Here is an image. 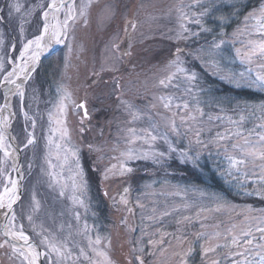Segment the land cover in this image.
Wrapping results in <instances>:
<instances>
[{"label":"snow or ice","instance_id":"6c2138e0","mask_svg":"<svg viewBox=\"0 0 264 264\" xmlns=\"http://www.w3.org/2000/svg\"><path fill=\"white\" fill-rule=\"evenodd\" d=\"M92 5L93 0H84L79 6H77L76 0H71L70 3L68 0H50L47 4L41 2L25 9L23 4L17 0H12V3L7 5V12L0 9V25H7L15 19L21 37L24 36V25L30 23L29 17L36 16L38 13V18L41 21L38 26L39 34L34 35L31 39L25 38L19 49H17L15 40L7 39L5 32L0 29V88L3 89V103L0 104V249L5 250V254L12 261V264H42V261L43 264H65L66 261L79 260L80 257L89 261V264H95L85 248L72 240L71 232L66 238H57L43 224L37 223L36 217L40 213L42 205L34 190L28 203L26 205L21 203L23 199V171L22 165L18 163L19 153L23 151V148L36 144V118L34 115H30L24 107L28 82L37 70L41 55L50 52L54 45L65 44L68 55L71 54L70 33L74 30L76 22L80 20H83L85 26L87 25L89 9ZM185 8L188 10L186 11ZM242 8L246 9V6L241 3V0H193L190 5L181 6L180 23L175 36L172 37L176 42V47L171 53L167 65L169 72L158 81V84L165 89L182 90L183 96L179 100L173 95H161L153 98L161 101L163 108L171 112V115L164 118L166 120L164 124L154 120L151 115H147V127H142L139 130L134 126L129 127L127 132L130 135L125 138L128 147L121 153L122 162L119 165L112 164L99 168L103 181L132 173L133 168L129 166L128 162L136 160H151L153 164L164 167L169 160L176 159L182 165L201 169L202 149L208 150L209 157L213 155L212 149H215V154L223 155L227 161L226 167L217 170L225 182L231 184L235 181L243 195L257 197L264 201V163L260 165L259 179L254 182L251 190L247 187L249 174L242 171L249 163L255 165L257 160L264 162V123L258 125L262 131L257 133L259 137L257 143H253L240 131V126L245 121L244 114H240L238 119H233L231 116L208 115V121H227L235 126V130L217 131L207 140L201 138V133L204 131L202 127L196 125L194 128L189 123L190 121L196 122L198 118L205 115L201 104L218 107L222 112L225 105L233 104L232 101L226 99L216 100L213 104L201 99V93L205 89L200 85L198 73L190 67L191 61H199L201 64L207 65L211 69V75L218 76L219 79L233 84L236 88L243 87L264 92V3L251 10L242 11ZM22 9H24L23 12ZM104 11L110 16L115 15L112 5L106 6ZM21 13L22 18L15 15ZM61 13L63 14L62 19ZM233 14L242 17V26L237 27L229 34L224 29L232 22ZM210 22L216 24L215 29L210 26ZM128 24L131 30H135V23L129 21ZM191 25H194L195 28L190 27ZM128 31L129 28L126 27L125 32ZM202 34H210L212 39L198 47H190L188 42L196 43ZM252 36H257L259 39H251ZM239 37L249 38L239 39ZM238 40L241 47H235ZM228 44L233 45L234 55L229 54ZM114 49L119 51V45H115ZM131 54V45H129L123 55L130 56ZM237 60L246 65L244 71L228 69V65ZM65 61H67V56ZM254 64L255 68L252 67ZM104 71H118V69H105L102 65L98 71L94 70L91 73L93 79L90 86L100 83L101 73ZM104 83L107 84L108 81H104ZM111 87L119 105L130 117L128 120L130 125L145 118L146 114L133 102L122 98L123 92L118 78L113 77ZM58 92L61 96L57 112L62 118L56 120L60 127L49 129L52 134L47 137V153L44 158L47 168H42L41 171L46 177L48 187L55 193V199H67L69 201V211L80 225L77 234L86 236L88 247L97 256H103L104 264H113L107 252L100 251L96 247L100 245L101 237L96 235L93 239L89 235L90 226L87 221L81 223V211L79 209H84L86 214L89 208V203L86 202L88 179L79 156L81 149L68 147L66 143L70 141V134L66 126L68 105L65 100L70 99V93L64 91L63 88H58ZM13 97L19 99V111L23 116L25 125L27 126L30 122V130L27 127L25 129L27 135L22 141L23 148L15 143L16 137L9 131L16 116V111L11 105ZM183 97H191V101L195 105L194 111L190 110L188 100ZM74 107L83 109L84 115L87 117L86 102L76 104ZM151 107H155V104H151ZM173 109L175 111H172ZM233 110L240 113L251 110L252 114L258 111L261 113V118L264 119V103L248 105L247 103L235 102ZM181 113L184 114L181 115ZM177 115H180L181 124L186 126L184 135L193 133L187 144L180 141L182 134L180 126L176 123ZM52 119L53 115L49 113V121L51 122ZM83 131L84 129L81 128V132ZM54 134H58V139H54ZM233 137L236 138L235 142L224 143L232 140ZM240 138H243L242 144ZM137 141L143 142L147 148L131 147ZM157 141H161L165 146L163 150L155 146ZM87 147L90 151H101L92 144H88ZM235 152H238L239 155H235ZM53 155L56 162L53 161ZM70 160L72 161L71 164L69 163ZM102 160L103 157H98V161ZM31 167L30 164L29 168ZM13 173L16 175L13 176ZM146 187L151 188L152 185L148 184ZM175 187L178 190L173 195L181 196L182 199H186L188 192L197 193L201 197L207 195L215 205L214 208L208 209L201 207L195 217L182 216L176 221L177 224H182L185 221L191 222L194 218L200 219V214L205 211L220 212L222 209L239 207L231 204L218 193H206L198 187L191 189ZM129 192L130 188L125 187L118 197L112 198V201L114 205H123L125 210L131 214L133 208L128 198ZM104 195L107 196L108 193L105 191ZM136 204L141 208L144 207L138 200ZM191 206L189 203L182 205L185 209ZM173 211H179V208H173L171 211L165 209L159 214H155L156 208H153L154 215L148 216L147 220L159 224L164 217L171 216ZM241 211L246 227L241 229L239 234L233 229H229L226 234L220 232L193 234L196 240H203L204 243L200 247L204 256L216 253L218 249H227L228 264H264V243H254L256 240L255 233H260V240H264V208H253L248 205L243 207ZM254 212L258 215L253 216L252 213ZM141 220L142 223L137 226L139 238L133 244L132 256L128 264H146L145 256L155 254L148 250L149 246L152 249H159L161 252L167 251V248L162 247L166 236L172 235L178 246L181 247L186 242V237L167 233L161 227H156L154 232L149 233L143 224V216ZM25 222L30 231L26 230ZM122 223L127 226V217L122 220ZM152 226V224L148 225V227ZM201 227H206V225L201 224ZM128 230L137 231V228L129 227ZM60 231H63V225H61ZM178 231L182 230L178 229ZM33 234L39 239H34ZM145 236H148L147 240H144ZM221 238L225 241L223 244L211 243V241H218ZM110 244L111 241L108 239L107 246L110 247ZM72 246L78 248V255H73ZM192 251V245L189 244L186 251L175 252L174 255L179 257L178 264H189L187 257ZM211 264H223V262L220 259H214Z\"/></svg>","mask_w":264,"mask_h":264},{"label":"rangeland","instance_id":"374dc122","mask_svg":"<svg viewBox=\"0 0 264 264\" xmlns=\"http://www.w3.org/2000/svg\"><path fill=\"white\" fill-rule=\"evenodd\" d=\"M17 2L23 4L26 9L41 2L47 4L50 0H17ZM83 2L84 0H76L77 6ZM10 3H12V0H0V9H4L7 12V5ZM192 3L193 0H93V5L89 9L87 25L85 26L83 20H80L76 22L74 30L70 33L71 54L68 55V49L65 44L58 45L50 55L42 59L38 70L28 82L24 107L30 115L35 116L37 123L35 129L36 144L28 148H23L22 141L27 135L26 127L30 130V122L27 126L25 125L23 116L19 111L18 97H13L12 99V108L16 111L12 135L16 137L18 146L23 148L21 152L23 166V199L21 203L26 205L34 190L42 205L41 211L36 217L37 223L43 224L57 238H66L68 233L71 232L72 240H75L80 246L85 248V251L89 253L95 264H104L103 256H97L95 252L91 251L88 247L86 236L77 234V229L80 225L73 218L71 211H69V201L67 199H55V193L48 187L46 177L41 171L42 168H47L44 158L47 153V137L52 134L49 129L60 127V125H57L56 120L62 118L57 112L61 96L58 88H63L64 91L70 93V99L65 100L68 105L66 126L70 134V141L66 143L68 147H79L81 149L79 156L88 179L86 202L89 203V208L86 214L84 209H79L81 211V223L85 220L87 221L90 226L89 235L93 239L96 235L101 237V243L96 247L100 251H106L113 264H128L132 256L133 244L139 238V228L137 226L142 223V216L144 217L143 224L149 233L154 232L156 227H161L167 233L187 238L181 247L178 246L172 235L166 236L162 247L167 248V251L164 252L159 249H152L149 246L148 250L153 251L155 254L145 256L146 264H178L179 257L175 256L174 253L186 251L189 244L193 248V251L187 257L189 264H211L214 259H220L223 264H228L227 249H218L216 253L204 256L200 247L204 242L203 240H196L193 234L200 232L226 234L229 229H233L239 234L241 229L246 227L241 211L242 208L248 205L253 208H264L257 207L256 201L245 202L247 198L257 197L243 195L240 188L236 186L235 181L231 184L226 183L218 174V168L223 169L226 167L227 161L223 158V155H216L215 149H212L213 155L211 157L208 156V150L202 149L201 162L208 161L211 168L220 177L223 185L227 187L234 197L231 199L225 197V199L239 207L222 209L220 212L205 211L200 214V219L194 218L191 222L185 221L182 224H177L176 221L185 215L195 217L201 207L208 209L214 208L215 205L207 195L201 197L197 193L188 192L186 199L173 195L178 190L175 186L189 189L195 188L184 184L186 183L184 182L185 176L180 173V167L177 165L171 167L173 159L169 160L164 167L153 164L151 160L129 161V166L133 168L132 173L123 177L117 176L107 181H103L101 178L99 168L112 164L119 165L122 162L121 153L128 147L125 143V138L130 135L127 132L129 127L134 126L137 130L147 127V115H151L154 120L161 124L166 123L164 118L169 117L171 112L163 108L161 101L153 98L161 95H173L179 100L183 96L182 90L165 89L158 84V81L169 72L167 65L171 58V53L176 47V42L172 37L175 36L180 23V8ZM108 5L113 6L115 10L114 16L105 13V7ZM185 10L187 11L188 9L185 8ZM23 11L24 9H22ZM15 15L22 18V13ZM38 15L37 13L36 16L29 17L30 23L24 25L23 37L19 35L15 19L7 25H0V29L5 32L7 39L15 40L17 49H19L25 38L31 39L34 35L39 34L38 26L41 21ZM62 18L63 14L61 13ZM129 21L136 24L135 30H131L128 24ZM239 26H242V18L239 22L237 21L233 28L232 25H227L224 30L231 34ZM126 27L129 28L127 33L125 32ZM190 27L195 28L194 25ZM248 38L239 37V39ZM250 38L259 39L257 36ZM211 39L212 36L210 34H202L196 43L191 41L188 43L190 47L194 48L201 44H206ZM65 43L67 44L68 42L66 41ZM117 44L119 45V51L114 49ZM129 45H131L132 54L124 56L123 53ZM235 47H241L239 40ZM227 50L229 54L234 55L232 44L227 45ZM66 56L67 61H65ZM195 64L201 66L209 74L211 69L199 61L190 62V67L198 73L200 85L205 89L201 93V99L213 104L214 98L203 96L204 93H207L205 80L194 67ZM102 65L105 69L112 68L118 69V71L102 72L100 83L90 86L93 79L91 73L94 70L98 71ZM252 67L255 68V64ZM245 68L246 65L241 64L239 60L228 65V69L231 71H244ZM212 76L218 78V76ZM113 77L119 80L120 88L123 92L122 98L130 100L145 113L144 119L135 122L133 125L128 123L130 117L119 105L115 95H113L111 87ZM104 81H108V83L105 84ZM221 81L235 87L225 80ZM183 98L188 100L190 110L194 111L195 105L192 103L191 97ZM2 101L3 89L0 88V104H2ZM84 102H86L87 117H85L83 109L74 107V105ZM153 103L155 107H151ZM259 104L261 103L248 105ZM200 106L203 107L205 115L198 118L196 122L190 121L189 123L194 128L199 125L204 129L201 133L202 139H209L217 131L235 130V126L227 121H208V115L231 116L233 119H238L240 114H244L245 121L240 126V131L253 143L259 142L257 133L262 130L258 125L264 123L260 112L257 111L252 114L251 110H249L246 113H240L239 111H234V107L227 108L226 106H224V111L222 112L220 108L215 106H205L204 104ZM172 111H175V109ZM49 113L53 115L51 122L49 121ZM183 114L181 113V115ZM175 119L177 125L180 126L182 134L180 141L183 144H187L193 133H187V136H185L186 126L181 124L180 115H177ZM81 128L84 129L83 132H81ZM254 129L255 131H253ZM169 134L172 135L171 133ZM54 139H58V134H54ZM235 140L236 138L233 137L232 140L224 143L231 144ZM240 143H243V138H240ZM88 144H92L95 148L101 149V151H90L87 147ZM155 146L161 150L165 147L161 141H157ZM131 147L146 149L147 145L137 141ZM234 154L239 155L238 152ZM98 157H103V160L98 161ZM53 161L56 162L54 155ZM69 163L71 164L72 161L70 160ZM262 163L264 162L257 160L255 165L249 163L246 168L242 169V171L249 174L247 185L249 190L252 189L254 182L259 179L260 165ZM30 164L31 168H29ZM13 176H15V173H13ZM148 184H151L152 187H146ZM125 187L130 188L128 198L133 208V213L131 214L125 210L123 205H114L112 201V198L118 197ZM105 191L108 193L107 196L104 195ZM137 200L144 207L137 206ZM185 203H189L192 206L185 209L182 207ZM153 208H156L155 214H159L165 209L171 211L173 208H179V211H173L171 216H166L159 224H155L147 220L148 216L154 215L152 212ZM62 212L63 215H61ZM252 215H258V213L254 212ZM125 217H127V226L122 223ZM204 217H207V219H204ZM149 224L153 226L148 227ZM201 224L206 225V227L202 228ZM61 225H63V231H60ZM233 226L235 227L233 228ZM25 227L27 231H30L26 222ZM129 227L137 228V231H129ZM178 229L182 231H178ZM33 236L34 239H39V237H35V234ZM255 236L256 240L254 243H264V240H260V233H255ZM108 239L111 241L110 247L107 246ZM147 239L148 236H145L144 240ZM224 242L223 238L218 241H211L212 244H223ZM72 247L73 255H78V248ZM0 264H12V261L5 254V250L2 249H0ZM65 264H89V261L80 257L79 260L66 261Z\"/></svg>","mask_w":264,"mask_h":264},{"label":"trees","instance_id":"16d2710c","mask_svg":"<svg viewBox=\"0 0 264 264\" xmlns=\"http://www.w3.org/2000/svg\"><path fill=\"white\" fill-rule=\"evenodd\" d=\"M264 0H241V3L246 6L242 8V11L251 10L253 8H257ZM242 17L233 14V21L229 24L235 26L237 21L239 22ZM237 20V21H236ZM210 26L214 29L216 28L215 23L210 22ZM194 67L197 71L203 76L205 80V87L207 89V93H204L203 96L214 98L213 101L217 100H230L233 102L231 105H225L227 108H233L235 102L242 103H264V92L256 91L249 88H236L226 84L224 81H221L218 78L213 77L209 73L201 68V66L195 64ZM171 167L178 166L181 168L180 173L185 176L184 184L187 186H193L195 188H201L206 193H218L227 199L234 198L232 193L227 189L225 185H223L220 177H218L217 173L211 168L208 161L201 162L202 168L195 169L190 166L179 164L176 159H173L171 162ZM256 201L257 207H264V201L258 198H247L245 202H253Z\"/></svg>","mask_w":264,"mask_h":264},{"label":"water","instance_id":"95a60500","mask_svg":"<svg viewBox=\"0 0 264 264\" xmlns=\"http://www.w3.org/2000/svg\"><path fill=\"white\" fill-rule=\"evenodd\" d=\"M53 52V50L52 51H50L49 53H46V54H43V55H41V59H40V63H41V61H42V59L43 58H45L46 56H48V55H50L51 53ZM40 63H39V65H40ZM39 65H38V67H37V70H38V68H39ZM36 70V71H37ZM36 73V72H35ZM34 73V74H35ZM33 74V75H34ZM11 102H12V100H11ZM2 103H3V101H2ZM12 104V103H11ZM83 112H84V110H83ZM14 120H15V117H14V119H13V122H14ZM13 122H12V126H11V128L9 129V131L11 132V134H12V127H13ZM15 143L17 144V142L15 141ZM18 145V144H17ZM22 152V151H21ZM19 153V159H18V163L20 164V165H22V153ZM22 171H23V166H22ZM16 175V174H15ZM22 185H23V180H22ZM22 191H23V188H22ZM43 264V263H42Z\"/></svg>","mask_w":264,"mask_h":264},{"label":"bare ground","instance_id":"6f19581e","mask_svg":"<svg viewBox=\"0 0 264 264\" xmlns=\"http://www.w3.org/2000/svg\"><path fill=\"white\" fill-rule=\"evenodd\" d=\"M68 2L70 3V2H71V0H68ZM60 16H61V14H60ZM57 46H58V45H54V47H53V49H52V50H54V49H55ZM52 50H51V51H52ZM46 53H49V52H46ZM46 53H44V54H46ZM42 55H43V54H42ZM12 99H13V98H12ZM12 99H11V100H12ZM11 103H12V102H11ZM11 105H12V104H11Z\"/></svg>","mask_w":264,"mask_h":264}]
</instances>
